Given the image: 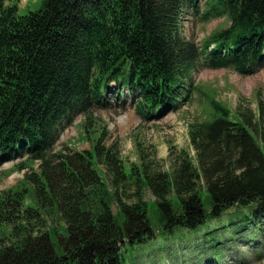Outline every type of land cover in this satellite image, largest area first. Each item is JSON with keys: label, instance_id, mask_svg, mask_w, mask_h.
Returning a JSON list of instances; mask_svg holds the SVG:
<instances>
[{"label": "trees", "instance_id": "1", "mask_svg": "<svg viewBox=\"0 0 264 264\" xmlns=\"http://www.w3.org/2000/svg\"><path fill=\"white\" fill-rule=\"evenodd\" d=\"M201 1L43 0L20 16L13 0H0V164L25 158L7 175L39 164L0 192V264H124L135 247L151 260L187 257L173 242L220 223L261 255L264 101L238 114L210 100L209 119L189 125L197 163L171 146L170 170L136 140L140 164L128 171L119 143L94 122L112 83L146 120L196 91L200 53L181 20ZM203 1L206 17L229 21L206 40L215 44L210 62L241 70L259 61L264 0ZM78 114L91 148L55 150Z\"/></svg>", "mask_w": 264, "mask_h": 264}, {"label": "rangeland", "instance_id": "2", "mask_svg": "<svg viewBox=\"0 0 264 264\" xmlns=\"http://www.w3.org/2000/svg\"><path fill=\"white\" fill-rule=\"evenodd\" d=\"M15 3L20 16L38 12L44 8L43 0H17ZM200 5L204 6L203 0ZM182 25L183 35L185 33L188 38L201 44L214 30L227 27L229 21L225 18H217L204 22L199 17H195L193 10L190 9L183 17ZM194 78L195 84L198 86L194 103L186 104L178 113H170L162 119L151 122L141 121L136 115L134 107L128 105L129 101L126 102L128 105L126 110L112 101L113 106L94 111L95 124L106 125L110 131L111 141L120 144L121 158L128 171L133 165L140 164L136 140L140 142L141 150L145 151V154L155 152V159L159 160L167 170H170L171 164L169 157L173 158L172 154L178 150H185L189 153L196 164V152L191 145L188 129L194 121L206 120L205 117L210 111V100L214 99L231 110L232 113L237 112L238 114L239 111L241 113L246 110L256 112L259 100L264 101V67L257 73L244 75L230 67L212 69L200 65L194 73ZM84 122L85 117L79 116L60 137L55 150L58 151L65 146L71 150H89L91 148L90 137L87 139L85 136L87 134L83 132ZM171 146H176L177 150L173 152ZM20 161L21 159L17 162L20 163ZM17 162H9L0 166V192L14 186L24 177V174L38 169L39 165L37 163L33 168H28V171H14L7 175ZM93 163L100 176L109 181L103 171L104 167L102 169L96 158ZM203 195H206L205 192ZM146 198L151 199L149 194ZM203 200L207 205L208 198H203ZM225 225L228 223L213 225L212 232L207 236H205V230H202L198 234L186 235L185 241L173 242L178 248L176 254H183L187 257L168 258L161 252L158 253L156 259L153 257L151 260L146 252H140L139 248L135 247L125 252L124 264H209L207 261L212 258L218 260L213 261L212 264H264V256L257 258L251 251H248L246 240L243 237L235 238L230 233L233 227L222 228ZM205 237L212 241L202 243ZM227 240L231 241L225 246L220 244L215 249H207L210 245L224 243ZM244 256H247L245 261L241 259Z\"/></svg>", "mask_w": 264, "mask_h": 264}, {"label": "bare ground", "instance_id": "3", "mask_svg": "<svg viewBox=\"0 0 264 264\" xmlns=\"http://www.w3.org/2000/svg\"><path fill=\"white\" fill-rule=\"evenodd\" d=\"M16 1H17V0H15V2H16ZM13 4H14V3H13ZM10 6H12V5H10ZM44 6H45V5H44ZM44 8H45V7H44ZM98 114H99V113H98ZM102 176H103V175H102ZM104 182H105V181H104ZM109 184H110V183H109ZM109 184H108V185H109ZM54 215H55V214H54ZM49 217H50V216H49Z\"/></svg>", "mask_w": 264, "mask_h": 264}]
</instances>
